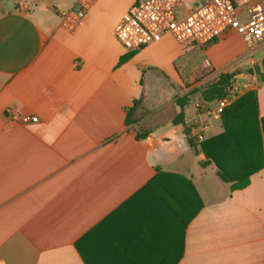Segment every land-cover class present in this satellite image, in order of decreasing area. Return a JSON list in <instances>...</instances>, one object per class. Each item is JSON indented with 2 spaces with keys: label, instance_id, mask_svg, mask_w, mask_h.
<instances>
[{
  "label": "crops",
  "instance_id": "1",
  "mask_svg": "<svg viewBox=\"0 0 264 264\" xmlns=\"http://www.w3.org/2000/svg\"><path fill=\"white\" fill-rule=\"evenodd\" d=\"M75 2L0 0V264H264V40L249 53L233 31L203 46L164 34L127 51L113 29L135 0H98L67 32L60 13ZM204 60L256 91L258 170L239 190L200 145L223 132L220 116L190 136L215 101Z\"/></svg>",
  "mask_w": 264,
  "mask_h": 264
},
{
  "label": "built area",
  "instance_id": "2",
  "mask_svg": "<svg viewBox=\"0 0 264 264\" xmlns=\"http://www.w3.org/2000/svg\"><path fill=\"white\" fill-rule=\"evenodd\" d=\"M98 0H76L75 5L60 13V26L75 31ZM185 0H135L113 29L114 37L127 51H133L169 34L178 43L203 46L233 31L243 40L249 53L264 40V0H196V4L182 17L179 11ZM221 73L212 71L210 62L203 61L199 79L216 80ZM241 92L234 79L224 88V95L213 105L198 106V113L190 122V136L202 138L206 121L201 115L220 116L224 109L238 99ZM14 120L26 124L37 121L36 116L15 114Z\"/></svg>",
  "mask_w": 264,
  "mask_h": 264
},
{
  "label": "trees",
  "instance_id": "3",
  "mask_svg": "<svg viewBox=\"0 0 264 264\" xmlns=\"http://www.w3.org/2000/svg\"><path fill=\"white\" fill-rule=\"evenodd\" d=\"M128 55H123L119 59V63L126 60ZM256 72L264 81V74L259 72L256 67ZM235 73H221L218 78L204 86L201 90L202 97L205 101L220 98L224 95V88L233 79ZM184 99H178L177 104L181 107ZM137 101L133 102V106L127 112L125 124L130 123V116L137 106ZM257 95L255 90H249L241 94L236 101L223 110L220 115L221 126L223 132L206 141L201 142V148L208 160H211L217 168V176L224 183L229 184L231 191L239 190L248 185L249 176L257 171V168L249 166V159L259 152L261 147V138L258 128L257 116ZM181 112L172 120L174 124L181 123ZM137 137L141 135L137 133ZM245 140V141H244ZM190 145L192 142L187 140ZM247 143V146L253 150L249 153L241 151V142ZM198 201V196L195 194ZM201 204H199L200 206ZM198 211V207L194 209L192 215L187 220L191 219ZM187 223V221H186Z\"/></svg>",
  "mask_w": 264,
  "mask_h": 264
},
{
  "label": "rangeland",
  "instance_id": "4",
  "mask_svg": "<svg viewBox=\"0 0 264 264\" xmlns=\"http://www.w3.org/2000/svg\"><path fill=\"white\" fill-rule=\"evenodd\" d=\"M196 4V0H185L183 10L189 9ZM264 56L263 49H259L254 53V57L256 58H262Z\"/></svg>",
  "mask_w": 264,
  "mask_h": 264
},
{
  "label": "water",
  "instance_id": "5",
  "mask_svg": "<svg viewBox=\"0 0 264 264\" xmlns=\"http://www.w3.org/2000/svg\"><path fill=\"white\" fill-rule=\"evenodd\" d=\"M257 65H258V68H259V72L261 74H264V56L259 60Z\"/></svg>",
  "mask_w": 264,
  "mask_h": 264
}]
</instances>
